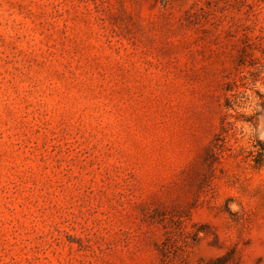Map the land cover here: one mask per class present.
I'll list each match as a JSON object with an SVG mask.
<instances>
[{
  "label": "rangeland",
  "instance_id": "rangeland-1",
  "mask_svg": "<svg viewBox=\"0 0 264 264\" xmlns=\"http://www.w3.org/2000/svg\"><path fill=\"white\" fill-rule=\"evenodd\" d=\"M0 264H264V0H0Z\"/></svg>",
  "mask_w": 264,
  "mask_h": 264
}]
</instances>
